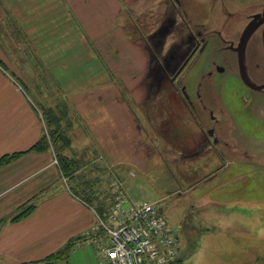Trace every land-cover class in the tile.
Wrapping results in <instances>:
<instances>
[{"label":"crops","instance_id":"crops-1","mask_svg":"<svg viewBox=\"0 0 264 264\" xmlns=\"http://www.w3.org/2000/svg\"><path fill=\"white\" fill-rule=\"evenodd\" d=\"M150 5L159 9L158 0H0V158L22 152L0 164V264H36L70 242L72 252L105 241L96 205L69 193L53 149L31 148L44 134L40 107L60 102L90 126L88 154L133 163L135 144L149 147L118 78L128 71L132 91L148 74L149 35L130 27ZM28 202L30 214L7 220Z\"/></svg>","mask_w":264,"mask_h":264},{"label":"rangeland","instance_id":"rangeland-1","mask_svg":"<svg viewBox=\"0 0 264 264\" xmlns=\"http://www.w3.org/2000/svg\"><path fill=\"white\" fill-rule=\"evenodd\" d=\"M179 1L180 5L175 0H158L159 9L147 6L149 9L142 12L138 23L134 20L130 27L134 37L140 33L149 35L155 59L164 69H152L154 76L147 69L148 74L141 79L142 87L136 84L132 91L127 88L126 81L131 77L128 71L124 78H118L119 92L129 99L132 111L140 117L149 147L135 144L134 135L132 145L137 153L133 163H118L102 152L97 157L88 154L83 147L95 137L88 123L75 119L69 108L72 141L65 153L79 158L81 165L74 178H67L64 184L76 196L74 187L85 189L81 193L93 195V204L101 207V201L108 213L118 195H126L137 203H155L162 208L163 217L177 237L182 264H264V131L257 125L260 114L248 107L242 112L235 72L222 76L214 72L219 81L201 92L206 100L217 98L220 107L226 108L228 121L225 126H218L233 133L228 140L235 148H213L208 135L199 131L201 127L194 121L179 87L172 82L175 69L188 55L193 30L199 29L194 21L202 19L208 24V13H213V17L225 15L226 5H212L209 9L206 0ZM239 26L234 19L226 18L224 23L209 27H223L230 32ZM193 68L187 67L183 79L191 99L195 98L193 72L199 78L206 72ZM58 105L64 106V102L55 106ZM204 116L207 122L208 115ZM123 144L116 142L115 147ZM132 149L134 152V146ZM102 238L104 244H109L106 234ZM94 247L73 250L68 260L59 264H102L96 243Z\"/></svg>","mask_w":264,"mask_h":264},{"label":"flooded vegetation","instance_id":"flooded-vegetation-1","mask_svg":"<svg viewBox=\"0 0 264 264\" xmlns=\"http://www.w3.org/2000/svg\"><path fill=\"white\" fill-rule=\"evenodd\" d=\"M175 1L177 5H180L179 0ZM206 1L204 3L208 5L206 7L209 9L213 8L212 5H226V14L213 17V13L209 12L208 24L201 22L202 19L194 21V23L192 21L199 29L193 30L188 55L183 59L182 65L175 69L176 76H172V82L176 87H179L194 121L201 127L199 131L205 132L210 138V146L218 148L219 145H223L225 149H232L235 146L230 145L228 138L232 137L233 133L227 130V127L223 131L218 126L219 124L225 126L228 121L226 108L220 107L216 102L217 98L211 101L206 100L201 89H209L216 85L215 81L218 82L219 77L214 78V72L221 76L226 72H235L238 78L239 92L242 99L244 98L240 102L242 112L244 113L245 107H248L251 109L250 111L254 109L255 114H260L261 117L258 119L257 125L264 131V0ZM226 18L234 19L236 23H239V28L227 32L223 27H209L212 23H224ZM151 58H154L155 67L150 65L148 71L154 76L152 69L157 67L164 69V67L160 65L161 62L156 61L155 54L151 55ZM187 67L206 71L201 74L200 78L196 75L197 72H193L194 99H191L187 92L188 84L183 83ZM167 71L170 70L167 69ZM204 113L208 115L207 122L203 119ZM219 132H222L224 136ZM205 146H207V142ZM244 151L246 152V150Z\"/></svg>","mask_w":264,"mask_h":264},{"label":"built area","instance_id":"built-area-1","mask_svg":"<svg viewBox=\"0 0 264 264\" xmlns=\"http://www.w3.org/2000/svg\"><path fill=\"white\" fill-rule=\"evenodd\" d=\"M97 216L109 238L99 245L103 264H182L177 237L155 203L118 195L111 212Z\"/></svg>","mask_w":264,"mask_h":264},{"label":"trees","instance_id":"trees-1","mask_svg":"<svg viewBox=\"0 0 264 264\" xmlns=\"http://www.w3.org/2000/svg\"><path fill=\"white\" fill-rule=\"evenodd\" d=\"M0 67L5 68V64L0 60ZM66 104V105H65ZM69 106L64 102V106L58 105L57 107H45L41 106L40 111L42 118L45 123V129L43 136L37 141V143L31 148L32 150H44V149H53L55 157L58 160L59 168L62 172V175L66 178L73 179L75 171L80 170L81 161L77 157H71L65 153L67 149L71 146V137L69 135V130L72 127V121L69 117ZM22 152H15L13 154H6L0 158V164L9 162L14 158H17L21 155ZM87 181H85L86 183ZM74 191L86 202L93 204L94 198L93 195L89 196L87 193H81L79 189L74 187ZM116 201V200H115ZM101 207L97 204V212L100 215L107 216V211L103 208V205L100 201ZM35 208V203L28 202L22 205L19 211L8 218L7 220L16 221L19 220L28 214H30ZM4 219L0 220V223ZM72 242L68 243L63 248L49 254L46 256L43 261L45 264H59L61 261L67 260L70 252L72 250Z\"/></svg>","mask_w":264,"mask_h":264},{"label":"water","instance_id":"water-1","mask_svg":"<svg viewBox=\"0 0 264 264\" xmlns=\"http://www.w3.org/2000/svg\"><path fill=\"white\" fill-rule=\"evenodd\" d=\"M161 211H162V208H161Z\"/></svg>","mask_w":264,"mask_h":264}]
</instances>
